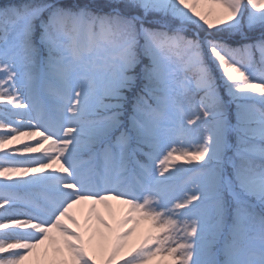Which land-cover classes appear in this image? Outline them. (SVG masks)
Masks as SVG:
<instances>
[{"label": "snow or ice", "instance_id": "6c2138e0", "mask_svg": "<svg viewBox=\"0 0 264 264\" xmlns=\"http://www.w3.org/2000/svg\"><path fill=\"white\" fill-rule=\"evenodd\" d=\"M0 264H264V0H0Z\"/></svg>", "mask_w": 264, "mask_h": 264}, {"label": "rangeland", "instance_id": "374dc122", "mask_svg": "<svg viewBox=\"0 0 264 264\" xmlns=\"http://www.w3.org/2000/svg\"><path fill=\"white\" fill-rule=\"evenodd\" d=\"M77 215V219L80 220L81 222H83V217L79 212L75 213ZM80 214V215H79Z\"/></svg>", "mask_w": 264, "mask_h": 264}, {"label": "bare ground", "instance_id": "6f19581e", "mask_svg": "<svg viewBox=\"0 0 264 264\" xmlns=\"http://www.w3.org/2000/svg\"><path fill=\"white\" fill-rule=\"evenodd\" d=\"M80 215V214H79Z\"/></svg>", "mask_w": 264, "mask_h": 264}]
</instances>
